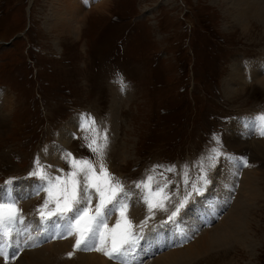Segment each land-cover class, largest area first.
Segmentation results:
<instances>
[{"label":"rangeland","instance_id":"rangeland-1","mask_svg":"<svg viewBox=\"0 0 264 264\" xmlns=\"http://www.w3.org/2000/svg\"><path fill=\"white\" fill-rule=\"evenodd\" d=\"M71 1L82 8L75 18L81 21L79 32L71 29L73 19L68 24L69 0H0V121L6 118L0 126V199L4 189L14 193L18 207H25V218L36 224L38 237L37 246L22 244L23 250L5 264L24 263V257L31 258L27 253L55 254L50 244L66 240L45 239L48 233L37 209L47 193L35 194L40 181L29 173L39 158L51 175H65L70 171L65 152L92 160L99 171V160L84 140L91 135L82 127L85 115L95 118L101 133L107 132L103 161L133 193L128 217L136 226L134 232L146 238L166 232L174 223L172 228L181 224L188 231L187 236L181 233L184 239L161 237L174 247L151 255L147 243L154 242L152 250L162 246L148 237L149 256L141 253L139 241L128 257L131 264H155L229 223L240 201V186L242 192L248 190L246 183L258 189L254 198L247 192L245 199L251 201L244 207L248 227L255 231L254 246L233 242L189 264H264V157L255 152V145L264 143L255 139L260 130L257 118L264 114V84L257 81L264 79L263 20L251 16L239 23L228 0H105L108 5L101 10V0ZM245 2L264 8V0ZM254 67L257 78L251 82L246 77L252 78ZM238 72L246 80L228 95L230 78ZM217 146L224 155L210 167L206 157ZM201 161L210 183L203 194L192 193L175 220L168 221L175 203L202 175ZM229 163L239 167L231 181L235 188L226 205L212 207L222 200L220 180L225 186L229 183L230 177L222 174ZM170 167L174 170L167 171ZM246 171L251 175L242 183ZM149 175L155 177L153 188L156 182H171L169 212L157 209L150 216L140 201L141 189L135 184ZM97 202L94 197L93 210ZM119 218V212L110 215L109 227ZM72 245L73 238L67 252L73 256L59 254L53 264H78L81 252L93 253L78 252ZM100 257L119 264L103 253ZM44 263L38 259V264Z\"/></svg>","mask_w":264,"mask_h":264},{"label":"snow or ice","instance_id":"snow-or-ice-1","mask_svg":"<svg viewBox=\"0 0 264 264\" xmlns=\"http://www.w3.org/2000/svg\"><path fill=\"white\" fill-rule=\"evenodd\" d=\"M259 134L264 136V114L259 116ZM83 130L91 135L84 136L86 146L99 160V171L97 165L88 158H77L71 152L64 153V159L69 165L70 171L65 175H51L46 167L41 165L39 158L34 161L35 167L29 175L36 177L40 183L36 186L35 194L47 193V198L38 207L40 222L45 225L43 231L48 233L45 239H64L74 236V250L91 252H102L109 259L116 260L119 264H131L128 257L133 253L141 239L142 234L134 232L131 219L128 217L130 208L129 200L133 195L131 190L125 188L124 184L108 171L103 157L107 148V132L101 133L94 117L85 115L82 121ZM217 145H219V140ZM219 146L211 149L206 159L209 166L214 167L215 162L223 156ZM231 158V157H228ZM243 164L247 166V160ZM201 161L199 167L202 175L196 182L191 183V191L185 192L183 198L175 203V208L168 215V221H174L185 207L192 193L203 194L206 186L210 183L207 171ZM47 167H51L48 165ZM155 167H161L159 165ZM173 171L174 168H167ZM63 172V169H58ZM82 177V179H81ZM200 181L203 186H199ZM155 177L149 175L145 180L135 184L141 189L139 199L147 206L150 216L155 215V210L169 212L166 202L171 199L168 191L169 184H159L153 188ZM184 184L189 185L187 173L184 174ZM9 180L6 184H11ZM4 199H0V257L4 261L15 259L22 244H27L31 239V229L28 228L22 209L18 207V198H14L8 189H4ZM178 194V193H177ZM98 202L95 209H92L93 198ZM54 205V207H50ZM119 212V219L115 225L109 227L108 217ZM147 221L141 222V229ZM29 233L25 237V233ZM22 237H25L22 239ZM37 246V245H31ZM69 252V257L73 256Z\"/></svg>","mask_w":264,"mask_h":264},{"label":"bare ground","instance_id":"bare-ground-1","mask_svg":"<svg viewBox=\"0 0 264 264\" xmlns=\"http://www.w3.org/2000/svg\"><path fill=\"white\" fill-rule=\"evenodd\" d=\"M104 1L105 0H101L100 2L97 3L101 7L100 10L102 8H105L108 5L107 1H105V2ZM228 1H229V6L232 3V8L235 11V15H236V18H237L239 23H243V22L247 21L251 16H253L254 18H257L258 22H261V20H259V18H261L263 20V23H264V8L261 7L258 3H254V2L246 3L245 2L246 0H228ZM66 2H68V1H66ZM69 4H70V7H69ZM67 6L69 7V9L72 10V13L69 14L70 17L68 19V24L73 19L72 28L71 29L74 30V31L79 32L81 21H79V19H75V18L78 17L79 13L82 10L81 5L79 3H75V2H73L71 0H69V3H68ZM95 8H97L96 10L99 11V9H98L99 7L98 6L95 7ZM84 21H85V19H84ZM67 26H69V25H67ZM69 32H71V30ZM256 72H257V68L254 67L253 71H252V75H251L252 78H250V77H246V78L250 79L249 81H251V82H252V80H256V78H257V77H255L257 75ZM243 76H242L241 73L238 72V73L235 74V76L230 78V81H229V87H230L229 91L230 92H227L228 95L232 94V93L234 94L235 93V88L237 86H239L242 83V81L244 82L246 80V79L243 78ZM257 81H259V82L264 84V79H262V78L258 77ZM239 87H241V86H239ZM5 120H6L5 117H3L1 119L0 126H1V124H3L2 122H5ZM70 128H68V130H67L68 134H71V129ZM74 129L75 128H73V131H74ZM235 131H236V129H235ZM259 132H260V130L258 129V133ZM65 136H64V139L66 140V143H68L69 139H68L67 136L66 137ZM234 138H236V137H234ZM255 139L256 140L258 139V141L259 140L262 141V140H264V136L262 138V136L258 134V137H256ZM244 149L245 148L243 147L242 150H244ZM247 151H248V148H247ZM255 152L262 154L263 157H264V143L258 142L255 145ZM245 154L247 156L248 152H245ZM254 160H256V159H254ZM225 165H226V163H225ZM238 172H239V167H238V165H236V163H229L226 166V171H224V172L222 171V174L225 175L226 177L229 176L230 180H229L228 185H226V186L224 185L222 180H220L221 181L220 182L221 188L223 186V190H224V192H222L223 195L221 194V196H222L221 199L222 200H221V202L214 201L212 207L226 205V202H225L226 199H229V197L231 195L230 193L232 192V188H235L231 181L234 178V176L236 175V173H238ZM250 175L251 174H247V171H246V174H244L242 179H241L242 183L244 181H246V179ZM233 181H234V179H233ZM237 183L238 182L236 180V184ZM240 187H241L240 188L241 191H239V192H241V193H240V196L238 198V200H240V201L232 209V212L230 213V216H229V220H230L229 223H227L226 225L224 224L222 226L216 227L212 231L209 230L210 232L203 234V237H201L196 242V244L190 246L188 249H185V250L183 249V251L179 250L177 252H174V253H171L169 255L163 256L155 264H189V263H192V262L196 261L197 259H199V257L207 255L211 251H216L218 249H222V248L228 247L233 242H235L237 244H240V245L243 244L244 246L241 245L243 247H245V246L247 248L253 247L254 244L256 243L255 231L252 232L249 229V227H248L249 223H247V221L245 220L246 212L248 210V209L245 210V208H244L246 206L245 202L247 200V199H245V195L249 191L251 193V195L253 194L251 198H254L256 196L257 192H258L257 191L258 189L256 187H254L253 184H247V183L243 185L244 188L248 189L247 191L242 192V185ZM217 194H219V193L217 192ZM242 198H244L243 201H241ZM249 201H251V199L247 200V202H249ZM208 206H210V205H208ZM206 208H208V207H206ZM218 208H216L214 210V213L218 210ZM22 212H23V215H25V213H26L25 212V207H23ZM131 213H132V211H131ZM24 218H25V216H24ZM205 219L202 218V220H204V221H205ZM25 222H26L28 228L31 229V233H30L31 239L28 240V242H31V243L27 244V245L31 246V245H34V240L38 238L37 235L34 233L36 224H33L29 218H27ZM206 222H207V220L205 221V223ZM176 227H180L181 232L178 229V231L180 233H184V234H186V236L188 235V231L186 230V228H183L181 226V224H177ZM28 235H29V233L26 232L25 236H28ZM71 238H73V242H75V237L74 236H68L67 238H64V239H66L64 241H59V242L50 244V245H53V246L55 245V248H53L55 250L54 251L55 254L54 253L53 254H46V255H48L47 257H46V255L44 257H41L42 252H39L37 254H36V252L27 253V254H31V258L30 257H28V258L24 257L26 259V261H24V263L26 262L25 264H38V259L40 258V259L46 261V263H44V264H53V261L57 260L59 258L57 255H59V254L66 255L67 254V252L69 250V241H71ZM71 244H72V242H71ZM71 244H70V246H71ZM147 244H148V249H149V244H151V243H147ZM152 244H154V242ZM162 244H164L163 240H162ZM151 250H152V248L149 251H151ZM101 253L102 252L93 251V253H91V255H90L88 253L83 254L81 252L80 255L78 256V258H79V263L78 264H111L110 262L104 260L105 258L103 259L102 257H100ZM104 257H107V256L104 255ZM24 263H21V264H24ZM0 264H5L3 258H2V261L0 262Z\"/></svg>","mask_w":264,"mask_h":264}]
</instances>
